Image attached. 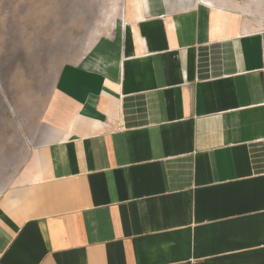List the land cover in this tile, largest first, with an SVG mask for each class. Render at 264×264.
Here are the masks:
<instances>
[{"label": "crops", "instance_id": "1", "mask_svg": "<svg viewBox=\"0 0 264 264\" xmlns=\"http://www.w3.org/2000/svg\"><path fill=\"white\" fill-rule=\"evenodd\" d=\"M0 99V264H264V0H0Z\"/></svg>", "mask_w": 264, "mask_h": 264}, {"label": "rangeland", "instance_id": "2", "mask_svg": "<svg viewBox=\"0 0 264 264\" xmlns=\"http://www.w3.org/2000/svg\"><path fill=\"white\" fill-rule=\"evenodd\" d=\"M5 97V96H4ZM7 97H10V96H7ZM0 103H1V99H0ZM1 108V107H0Z\"/></svg>", "mask_w": 264, "mask_h": 264}]
</instances>
